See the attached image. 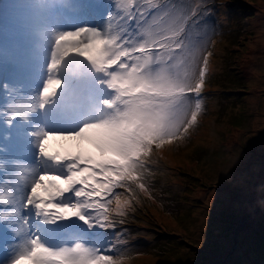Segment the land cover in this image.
<instances>
[{
    "label": "rangeland",
    "instance_id": "374dc122",
    "mask_svg": "<svg viewBox=\"0 0 264 264\" xmlns=\"http://www.w3.org/2000/svg\"><path fill=\"white\" fill-rule=\"evenodd\" d=\"M7 1L16 0H0V8H7ZM193 2L194 10L187 7L179 16L189 21L197 16L202 21L201 34L190 38V29L183 27L177 36L178 27L169 35L171 42L190 38L189 43L204 36L193 56L187 55L188 66L197 69L199 80L198 65L207 47L204 57L209 70L198 97L204 117L192 133L186 125V112L192 104L187 98L171 108L170 117L156 112L164 132L187 127L188 142L164 150L161 160L173 169H161L158 180L151 187L145 185L146 202L142 200L143 205L136 208L149 212L148 218L141 210L123 221L104 218L96 226L111 227L105 235L124 234L107 245L109 255L99 252L103 260L97 264L112 260L118 264H264V0ZM1 18L0 14V36L6 30ZM174 65L183 69L179 59ZM167 75L157 71L142 80ZM190 75L189 70L180 74L183 81ZM123 117L112 116L107 124L101 121L98 126L110 130ZM152 190L160 199L152 197ZM162 195L167 204L161 203ZM137 238L143 244L135 250L132 244Z\"/></svg>",
    "mask_w": 264,
    "mask_h": 264
},
{
    "label": "snow or ice",
    "instance_id": "6c2138e0",
    "mask_svg": "<svg viewBox=\"0 0 264 264\" xmlns=\"http://www.w3.org/2000/svg\"><path fill=\"white\" fill-rule=\"evenodd\" d=\"M123 10L126 13V16L124 18L121 19L119 27L121 29H126L127 28V24L125 23V21L129 18H132L135 14L133 13H129L128 12V0H124V2L120 5V10ZM119 13H117L118 15ZM141 15H147V12L145 11L144 13H141ZM114 17L111 18V22L113 21ZM180 17H175L173 18V23L180 21ZM153 22H155L156 17L152 18ZM137 23H139V21H137ZM183 30V26L182 24H179V31H177L175 34L177 36L180 35V33ZM144 34H145V30H144ZM125 37H127V39L125 40ZM122 40H125V44L126 45H130V44H135L136 41L133 39H130L128 34L123 30L122 31V35L120 37ZM176 49H182L183 48V41L181 40V42L179 44H175L174 45ZM142 50V46L141 49ZM85 55H93V53L90 52H86ZM124 56L121 57V60H123ZM145 64L147 63V61H143ZM113 66L116 67L115 64H113ZM113 66L111 69H109V71H113ZM139 66V64H138ZM209 68H208V58L207 56L204 57V63H203V67H200V78L195 86V88L191 89L188 93H194L197 95V98L195 99V111L193 112V116H192V120L190 121L189 126L193 125L196 120H197V114H198V110L201 107V100L199 97V93L202 90V87L204 85V81H205V75L206 72H208ZM128 75V81L126 82H131L133 80H135V71L130 72L127 74ZM61 81L56 80V79H51L47 82V86L44 87L43 89V97L47 98L49 96H52L56 93L58 87L60 86ZM187 93V94H188ZM186 94V95H187ZM188 97V95H187ZM189 98V97H188ZM133 124L136 123L135 118L132 121ZM185 131H187V127L185 129ZM145 139L147 140V145L145 146H141L140 144H137V150L134 151L132 153L133 156L135 157H140L141 155H143L144 157H147L149 155V153L152 151V148L150 147L151 144L155 143V146L157 148H160L162 146V144L164 143V141H159V140H155L153 136L148 135L145 137ZM50 141H55V147H53L50 144ZM172 140H168L167 143H171ZM44 149L43 151L47 154V155H55V159L57 161H59L60 159H62L63 156H71L75 153H79L81 155V157H86L89 155L88 152L84 151L80 146H79V142L78 139L76 137H71V136H50L48 137L46 140H44ZM94 156V158L99 159L102 158L101 154H92ZM125 159H127V157H124ZM133 168L136 167L135 164L132 165ZM141 176L140 172H134L129 178L130 179H136L138 180ZM79 175H73L68 177L67 179H63L60 178L58 176L55 175H44L40 178V184H38L36 186V191L33 192V195H36V193H39L41 197H45L49 194V192H54L57 191V189H59L60 191H63L64 189H67L68 186L74 182V180L79 179ZM84 183H87L88 180L83 181ZM101 187H104L103 185H101ZM140 188H144L143 184L139 185ZM70 193V192H69ZM66 193V194H69ZM129 201L127 199L121 200L119 197H117L116 199V204L118 206L119 209H123L125 207H127L129 205ZM75 210H79V212L76 213V217L79 218L80 213H84L85 212V207L81 204H76V205H69L67 208L61 207L60 208V212L63 214V216L66 219L69 218H73L74 215V211ZM87 210L88 211H92V205H87ZM80 220V219H79ZM83 221V220H81ZM84 222V221H83ZM89 224H95L92 223L91 221H89ZM99 225V224H97ZM34 247L36 249L37 252L40 251V245L37 242H34ZM83 253L84 256H87L89 258V264H97V261H102L103 257H101L99 255V252L96 253L95 256H93V252L91 249H83ZM56 255L58 256H65L66 253H57ZM105 256L109 255V254H105ZM84 256H81V260L84 259ZM13 264H43V261H37L36 259V252H30L27 255H21L19 256L14 262ZM68 264H79L78 261H69ZM110 264H118L117 260H112L110 262Z\"/></svg>",
    "mask_w": 264,
    "mask_h": 264
},
{
    "label": "bare ground",
    "instance_id": "6f19581e",
    "mask_svg": "<svg viewBox=\"0 0 264 264\" xmlns=\"http://www.w3.org/2000/svg\"><path fill=\"white\" fill-rule=\"evenodd\" d=\"M77 7H78L79 10L82 9V7H83L82 3H79V4L77 5ZM54 11H55V12H58V11H56L55 9H54ZM75 97H76V95L72 94V95L68 98V100H67L65 103L68 104V105H71L72 102H74V100H72V99H74ZM66 108H68V107H66ZM82 140H86V138H85L84 135L82 136Z\"/></svg>",
    "mask_w": 264,
    "mask_h": 264
},
{
    "label": "trees",
    "instance_id": "16d2710c",
    "mask_svg": "<svg viewBox=\"0 0 264 264\" xmlns=\"http://www.w3.org/2000/svg\"><path fill=\"white\" fill-rule=\"evenodd\" d=\"M232 83H237L235 80H231ZM238 84V83H237ZM149 217V212L145 211V215L144 218H148ZM167 231L164 229V233H166Z\"/></svg>",
    "mask_w": 264,
    "mask_h": 264
}]
</instances>
